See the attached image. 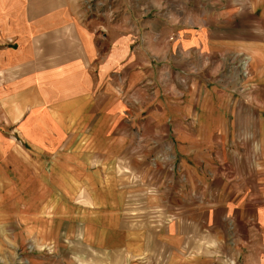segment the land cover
<instances>
[{"label":"crops","instance_id":"0c3cea01","mask_svg":"<svg viewBox=\"0 0 264 264\" xmlns=\"http://www.w3.org/2000/svg\"><path fill=\"white\" fill-rule=\"evenodd\" d=\"M79 1L0 0V216L60 191L119 259L264 264V0Z\"/></svg>","mask_w":264,"mask_h":264},{"label":"rangeland","instance_id":"374dc122","mask_svg":"<svg viewBox=\"0 0 264 264\" xmlns=\"http://www.w3.org/2000/svg\"><path fill=\"white\" fill-rule=\"evenodd\" d=\"M109 6H112V0H80V17L87 20L100 17L101 14L107 17V12L108 15H111ZM244 73L246 72L244 71ZM74 196V194L70 196L72 205L70 210H59L58 205L66 207L67 202L61 199L63 195L60 194V191L52 195L50 191L44 193L40 190V199H45L40 204L39 210L34 211L33 214L29 213V215L26 212L21 213L19 220H17L19 216L15 217L19 211L14 209L7 211L6 209L3 214L11 215H9L10 217L0 216V264H133L132 262L146 264L144 258H132L126 261L113 256L108 249L95 247L94 243L90 245L83 240H78L77 237L84 233H87L88 237L89 234L99 237L101 232L97 227H89V223L93 222L99 212L104 211V215L110 217L111 210H98L99 206L106 205L103 201L93 202V206L81 204L84 208L80 209L78 208L79 204L73 207ZM157 196L156 191H148L147 195L137 194L130 197L129 203L124 208V217L133 221L135 225L141 223L140 228L145 229L144 226L149 223L148 225H151L148 226V229H160L162 225L158 223L161 224L162 209H156L146 204L150 198L156 199ZM65 198L68 199L69 196L65 194ZM53 199L55 200L54 210L48 208L51 204H47ZM107 204L109 205V203ZM64 213V217H67L65 220L62 218ZM106 234L110 236L108 233ZM96 244L100 245V243ZM253 256L254 253H251L252 258L249 259L251 261L249 264H254L257 261ZM216 259L213 264H221L220 253ZM173 260L175 259H171V261ZM166 261L168 262L170 259H162L163 263L160 264H164ZM156 264L159 263L156 262ZM229 264H233V262H229Z\"/></svg>","mask_w":264,"mask_h":264}]
</instances>
